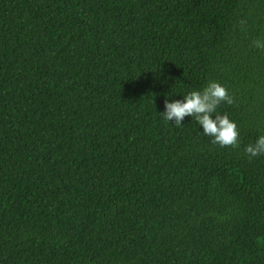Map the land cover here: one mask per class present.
I'll list each match as a JSON object with an SVG mask.
<instances>
[{"label":"trees","instance_id":"obj_1","mask_svg":"<svg viewBox=\"0 0 264 264\" xmlns=\"http://www.w3.org/2000/svg\"><path fill=\"white\" fill-rule=\"evenodd\" d=\"M0 264H264V0H0Z\"/></svg>","mask_w":264,"mask_h":264}]
</instances>
